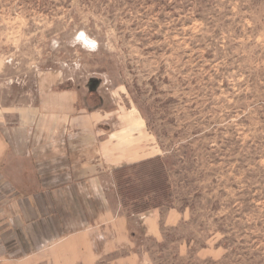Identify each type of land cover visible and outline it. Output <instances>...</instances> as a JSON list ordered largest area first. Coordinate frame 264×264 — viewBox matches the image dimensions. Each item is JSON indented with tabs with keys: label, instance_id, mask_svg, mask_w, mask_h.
<instances>
[{
	"label": "rangeland",
	"instance_id": "rangeland-1",
	"mask_svg": "<svg viewBox=\"0 0 264 264\" xmlns=\"http://www.w3.org/2000/svg\"><path fill=\"white\" fill-rule=\"evenodd\" d=\"M59 90L167 159L173 207L94 264H264V0H0V108Z\"/></svg>",
	"mask_w": 264,
	"mask_h": 264
},
{
	"label": "crops",
	"instance_id": "crops-1",
	"mask_svg": "<svg viewBox=\"0 0 264 264\" xmlns=\"http://www.w3.org/2000/svg\"><path fill=\"white\" fill-rule=\"evenodd\" d=\"M72 93L0 108V264H37L41 247L53 264H94L130 238L111 174L133 152L107 144L119 132L103 137L96 112L69 113Z\"/></svg>",
	"mask_w": 264,
	"mask_h": 264
},
{
	"label": "trees",
	"instance_id": "trees-1",
	"mask_svg": "<svg viewBox=\"0 0 264 264\" xmlns=\"http://www.w3.org/2000/svg\"><path fill=\"white\" fill-rule=\"evenodd\" d=\"M122 206L128 217L153 208H172V185L167 159L157 155L113 170ZM138 253L141 251L138 250Z\"/></svg>",
	"mask_w": 264,
	"mask_h": 264
}]
</instances>
